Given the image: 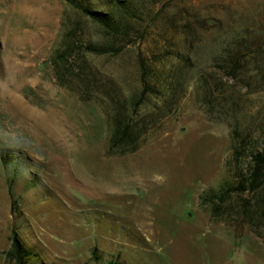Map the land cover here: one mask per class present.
<instances>
[{
  "label": "rangeland",
  "instance_id": "1",
  "mask_svg": "<svg viewBox=\"0 0 264 264\" xmlns=\"http://www.w3.org/2000/svg\"><path fill=\"white\" fill-rule=\"evenodd\" d=\"M263 149L264 0H0V264H264V181L205 202Z\"/></svg>",
  "mask_w": 264,
  "mask_h": 264
},
{
  "label": "trees",
  "instance_id": "2",
  "mask_svg": "<svg viewBox=\"0 0 264 264\" xmlns=\"http://www.w3.org/2000/svg\"><path fill=\"white\" fill-rule=\"evenodd\" d=\"M121 5V10L125 14L135 16V11L124 3V1H118ZM74 6L81 11V13L90 18L91 21L99 24L108 33L109 43L100 47L96 44H89L86 50L91 53L109 54L122 50L126 45L120 44L123 37L128 35L125 33L126 29L122 25V20L119 17L111 13H105L102 11H94L82 4L73 2ZM60 61H64L67 58V51L59 55ZM234 70V69H233ZM149 91L148 85L145 83L142 96H145ZM135 127L130 122H122L120 116H116L114 119V128L112 131L110 150L114 153H126L131 147V151H136L137 147L136 138L139 133H136ZM243 144L241 141L236 142L235 153L237 157L242 156ZM130 151V150H129ZM251 161L249 167L241 180L236 186H229L227 189H223L220 194L209 196L205 202H216L219 200L224 203L225 199L232 194H246L254 193L259 190L264 181V149L258 153H251ZM32 253L25 248L22 241L15 234L11 239V247L5 253L6 260L11 264H31Z\"/></svg>",
  "mask_w": 264,
  "mask_h": 264
}]
</instances>
